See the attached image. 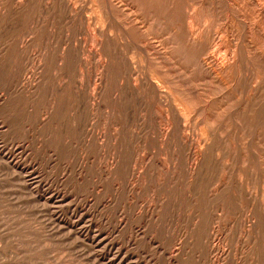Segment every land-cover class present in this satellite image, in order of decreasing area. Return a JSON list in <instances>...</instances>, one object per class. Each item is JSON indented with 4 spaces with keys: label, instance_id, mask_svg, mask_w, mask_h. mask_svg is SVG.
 I'll return each mask as SVG.
<instances>
[{
    "label": "rangeland",
    "instance_id": "1",
    "mask_svg": "<svg viewBox=\"0 0 264 264\" xmlns=\"http://www.w3.org/2000/svg\"><path fill=\"white\" fill-rule=\"evenodd\" d=\"M0 264H264V0H0Z\"/></svg>",
    "mask_w": 264,
    "mask_h": 264
}]
</instances>
